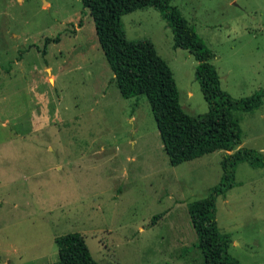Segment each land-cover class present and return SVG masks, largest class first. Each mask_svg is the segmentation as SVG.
I'll return each mask as SVG.
<instances>
[{
	"label": "rangeland",
	"instance_id": "374dc122",
	"mask_svg": "<svg viewBox=\"0 0 264 264\" xmlns=\"http://www.w3.org/2000/svg\"><path fill=\"white\" fill-rule=\"evenodd\" d=\"M233 98L264 88V0H170ZM169 65L182 109L208 110L196 60L149 5L121 16ZM81 0H0V264H53L83 239L100 264H202L187 206L222 175L216 150L171 165L145 95L124 99ZM264 155V98L234 110ZM216 200L238 264H264V166L243 161ZM158 214H162L157 217Z\"/></svg>",
	"mask_w": 264,
	"mask_h": 264
},
{
	"label": "trees",
	"instance_id": "16d2710c",
	"mask_svg": "<svg viewBox=\"0 0 264 264\" xmlns=\"http://www.w3.org/2000/svg\"><path fill=\"white\" fill-rule=\"evenodd\" d=\"M93 19L98 42L104 53L119 92L124 99L145 95L171 165L225 150L220 160L222 175L209 193L188 203L190 222L196 234V247L202 264H238L227 253L230 240L222 235L216 220V200L236 185L235 167L246 161L253 167L264 166V155L240 146L242 132L234 110L251 112L263 102L264 88L240 98H233L220 86V78L209 60L206 48L196 30L170 0H81ZM152 5L168 21L175 47L187 49L197 64L195 78L207 102L208 110L190 116L179 103L172 71L156 52L149 39L129 40L121 16ZM162 214H158L160 217ZM53 264H100L86 242L77 239L59 248Z\"/></svg>",
	"mask_w": 264,
	"mask_h": 264
},
{
	"label": "crops",
	"instance_id": "0c3cea01",
	"mask_svg": "<svg viewBox=\"0 0 264 264\" xmlns=\"http://www.w3.org/2000/svg\"><path fill=\"white\" fill-rule=\"evenodd\" d=\"M113 76H114V74H113ZM114 82L117 83L116 80H114ZM119 93H120V92H119ZM120 95H121V94H120Z\"/></svg>",
	"mask_w": 264,
	"mask_h": 264
}]
</instances>
